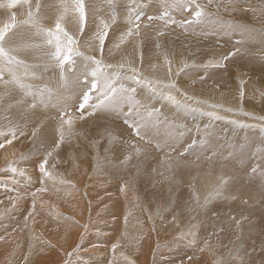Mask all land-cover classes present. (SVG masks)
<instances>
[{"label": "rangeland", "instance_id": "1", "mask_svg": "<svg viewBox=\"0 0 264 264\" xmlns=\"http://www.w3.org/2000/svg\"><path fill=\"white\" fill-rule=\"evenodd\" d=\"M2 1L0 0V27L12 23V16L15 15L17 28L13 31L15 32L19 28H28L26 26L29 25L25 21L28 20L29 5L18 4L15 8H9L7 6L8 0L5 3ZM59 1L61 0H58L59 7L57 4L50 5L49 12L57 16L55 20L62 16L61 23L64 24L62 26L76 40L75 47L81 55L74 57L75 61L83 59L94 70L96 65L92 58H95V60L101 61V69L104 74L112 77L118 74L117 68H119L120 80L117 79L119 81L116 82V86L125 85V87L139 89L132 95H138L139 91L142 92L147 89L142 85L134 84L129 79L133 69L142 78L152 80L153 85L157 84L155 87L158 92L163 90L159 88H166L172 92L167 91L165 94H171L175 98L178 93L184 91L189 97L191 96L189 101L197 107L200 118H205L208 115L207 110L215 109L226 116H219L221 119L230 120L239 127L238 130L231 129L229 137L226 136L227 130L221 131L220 143L224 148H228L230 145L228 139L235 132L251 131L254 133L249 138L251 143L247 150L245 146H238L239 151L244 153L245 158L247 157L246 161L243 158L245 162L259 161L256 166L253 165L254 162L248 164L249 168H245V171L250 172L264 165V154L259 158L254 157V154L258 156L264 149L262 147L264 145L261 143H264V0H211V3L209 0H195V2L185 0L187 8H191L192 12L174 7L177 0H84L86 23L82 31L79 15L72 7L74 0ZM37 3L40 5L38 12ZM63 3L69 5L66 11L69 15L66 16L65 20L63 18H65L66 13L61 7ZM43 4L44 0H30L31 10L34 14L31 23L35 24L34 26L30 25L38 32L40 28L50 29L48 28L50 23V25H54V31L56 21L46 18V10ZM197 4L203 8L206 15L199 23H192L191 25L182 23V21L192 19ZM91 9L92 11H90ZM165 10L175 19V24L165 25L164 21L160 19H148L149 16L159 17ZM138 11H142L143 15L137 22L139 25L137 27V24L129 23V16H133ZM120 17L121 20H119ZM44 20L46 26L42 23ZM93 24L97 27L96 31ZM105 25L108 34L101 51L97 36L104 30ZM129 28L133 30V34L121 42V36L126 34ZM9 34L11 35V33ZM38 39L34 43L39 42L37 45L43 46L30 48V53L21 50L12 53L15 57L18 56L16 57L18 60L24 61L23 66H21L22 64L19 67L6 64L10 68H15L14 75L26 88L22 89L18 84L12 82L13 75L7 74L8 77H4L2 73L3 79H0V135L2 136L0 137V144L3 145L0 147V264H82L81 258H83L84 253L87 257L91 256L90 263L99 264L102 262L96 253L101 249L106 254L105 261L110 256H114H112L114 261L111 264H154L155 262L156 264H210L211 260L206 255L207 250L205 251L207 247L209 249L218 247L219 250L212 251L219 255H226L227 260H221V264H245L252 234L250 232L245 234L247 238L244 237L246 242H244V254L238 255H242L239 257L241 260L245 256L244 261L239 263L237 259H231L228 252L233 250L236 240L241 235L240 231L237 229L236 231H221V225L225 223V218L210 212L211 204L205 210L201 209L200 203H197L200 197V189H205V186L200 184V188L199 185L194 186L192 184L190 186V183L188 187L184 185L181 182V180L183 181L181 174H178V166L173 160L168 158L156 159L155 163L152 162V164L154 153L138 150L137 145L134 146L135 154L125 152L126 149L118 147L115 158L118 159L119 166L118 168H109L108 156L113 153L111 149L118 145L119 141L116 140L120 137L118 130L113 126L115 125L112 120L113 113L110 115L106 111H96L92 116L88 114L91 109L86 108L83 118L86 120L91 116V120L95 121L82 123L79 127L72 128L71 135L66 136L65 139L60 136L56 137V141L59 140L56 143L61 145V149L55 154L50 152L48 141L50 138L51 141L52 138L54 140L57 134L48 132V136L45 129L46 125L50 124L55 128L54 122L59 120L61 122H58L59 132L67 130L69 126L70 128L76 126L79 123L76 121L81 118V112L78 110L80 101H73L77 96L76 88L81 91L83 89L76 85V81L75 88L73 87L74 81L70 79L67 74L68 71L61 73L57 64L49 59L47 45L42 43L43 40ZM117 45L119 46L117 47ZM38 49L40 50L38 51ZM34 51L36 54L33 53ZM230 53L234 54L225 60L224 57L229 56ZM0 61L5 62L4 60ZM90 65L82 66L85 74ZM121 67H125L127 72ZM74 68L79 70L80 65L74 64ZM77 78L78 76L74 77V80ZM89 78L91 79V77ZM171 85H175V87L172 88ZM28 90L43 93L44 103L40 102L38 96L33 101ZM15 94L22 96L25 99L24 102L22 99H15ZM10 95H13L12 98ZM53 95L56 98L52 97ZM97 95V93H93L94 97ZM218 98L225 100V102L218 101ZM62 101L68 104L63 106L64 102ZM248 101L249 103H247ZM33 103L36 104L35 107H32ZM90 103H96V101L92 99ZM136 103L145 118L155 116L158 111L155 105L143 107L139 105L138 101ZM69 104L74 106L70 107ZM228 104H231L233 108ZM4 105L6 111L3 110ZM53 105L54 108H52ZM57 106L58 108L62 106L61 110L59 108L60 112L56 109ZM46 109L51 110L50 116L44 112L47 111ZM68 113L69 116L66 117ZM204 114L206 115L204 116ZM194 118H190V121L192 119L193 122L189 124L188 134L197 136V140L194 139L191 141L192 143H189L187 155L193 156L196 159V164L206 163L212 167L218 160L224 163V158L232 159L233 163H243L242 155L234 157V152L230 148L227 149L228 152L223 157L209 140L201 135L199 131H202L200 125L202 122L197 121V118L193 120ZM244 120L247 121L244 124L254 123L256 127L250 128L251 130H244L241 127L243 126L241 121ZM66 121H71V123ZM154 123L157 121L154 120ZM213 127L214 129H223L221 124L213 125ZM43 132L44 134H42ZM157 133L154 132L152 136L161 143L165 142L166 133ZM13 134H15V139L12 138ZM69 139L73 141L70 143ZM8 140H11V143H8ZM63 140H65V144ZM195 142L198 143L195 144ZM64 145L65 147H63ZM45 159H47L45 166L47 175L42 174L39 169V164ZM150 163L151 165H148ZM240 169L242 170L243 167ZM197 171L199 170L196 169L193 172ZM261 173L259 175L262 177L260 183L264 184V173H262L263 175ZM157 177H161L162 185L154 184L152 178ZM192 178L193 175L190 179ZM145 181L146 184L144 185ZM173 181L179 183L176 185V182L173 183ZM14 182L17 183L14 184ZM35 185L39 188H36ZM31 186L34 187L33 191L29 189ZM52 188L55 192L58 191L50 194V192H54ZM228 188L231 190L230 187ZM62 189L66 193H71L63 201V196H60L61 193H64ZM186 189L196 195L192 196L193 199L191 198L190 202H179L178 195L180 192L185 193ZM237 189L234 188V191H238ZM41 191H49V193L43 192L42 194ZM49 194L51 196L55 194L54 196L57 198L55 202L58 203H55ZM73 195L76 196L75 199L79 204L77 210L72 203L75 200ZM251 199L245 203L240 198L233 201L237 202L242 209L247 204L249 213L264 212L261 198ZM67 202H71L70 207ZM169 203L172 205L168 206ZM209 203H212V198H209ZM53 204L59 206L61 210ZM230 204H233L230 207L234 211L235 204L233 202ZM87 208L88 210L85 211ZM157 210H161V212L157 214ZM196 214L197 216L201 215L195 228V239L190 238V240L189 236L186 239L184 234L187 233L184 230L197 220ZM45 223L49 224L45 225ZM157 224L160 226L156 227ZM256 225L258 222L243 226L256 231L254 229ZM233 226L239 228L242 225L236 222ZM241 231L243 230L241 229ZM121 233L123 234L122 237L129 235L132 238V240H129V237L126 238L127 246L130 248L114 246L111 247L114 252H109L111 240L118 239ZM226 233L229 239L233 237L232 241L224 240L227 237ZM133 235L137 236L138 241ZM212 240L215 241V244ZM40 241L42 248L38 249L36 246ZM256 244L257 237L252 239V247H256L258 245ZM34 245L37 249L34 248ZM119 248L121 250L117 252ZM132 250L136 252L137 257L132 256L131 260L127 261L126 256H129V252ZM117 253L123 257L117 256ZM257 253L259 251L255 252L256 255ZM100 254L98 256H101ZM107 254L110 255L108 258ZM198 254L203 256L200 257ZM133 258H137L138 263L133 261ZM85 261L86 258H84L83 264H90L88 260ZM104 262L102 264L106 263Z\"/></svg>", "mask_w": 264, "mask_h": 264}, {"label": "bare ground", "instance_id": "2", "mask_svg": "<svg viewBox=\"0 0 264 264\" xmlns=\"http://www.w3.org/2000/svg\"><path fill=\"white\" fill-rule=\"evenodd\" d=\"M4 1V3L6 2V0H3ZM3 1H2V3H3ZM62 1V0H61ZM61 1H59V2H61ZM92 3V2H91ZM1 4V3H0ZM42 4V3H41ZM57 4V6L59 7V4H58V0H44V4H43V6L45 7V10H46V18H48V19H52V20H55L56 19V15H54V14H52V13H50L49 12V7H50V5H56ZM90 4V3H89ZM98 4V3H97ZM63 5L64 6H66L67 5V7L69 6L68 5V3H66V5L63 3ZM91 5V4H90ZM93 5H94V2H93ZM96 6V5H95ZM54 7V6H53ZM61 7H62V5H61ZM92 7V6H91ZM63 8V10H65V8L64 7H62ZM94 8V7H93ZM92 8V9H93ZM90 9V8H89ZM92 9L90 10V11H92ZM57 11V10H56ZM53 12V11H52ZM139 12H141L142 14H143V12L142 11H139ZM54 13H55V10H54ZM56 13H58V12H56ZM66 13V15L64 16L65 18H63L64 20L67 18L66 16H68L69 14L67 13V12H65ZM137 13V12H136ZM2 14V13H1ZM64 15V14H63ZM43 16V15H42ZM103 16V15H102ZM44 17V16H43ZM142 17V15L140 16V18ZM139 18V19H140ZM35 20H36V18H34ZM119 19V18H118ZM138 19V21H140ZM119 20H121V17H120V19ZM118 20V21H119ZM33 21V20H32ZM56 21V20H55ZM106 21V20H105ZM137 21V22H138ZM43 24H45V26H46V21L44 20L43 22H42ZM63 23V22H62ZM68 23V22H67ZM107 23V22H106ZM30 24H32V23H28V25L29 26H26V27H28V28H19V30H17V31H15L16 32V34H17V36H16V44L17 45H19V44H23V43H25V42H31V43H34L35 41H36V39L37 38H39L38 40H42V38H41V36L38 34V32H36L35 31V29H33L32 28V26L30 25ZM47 24H48V22H47ZM112 24V23H111ZM33 26L35 25V24H32ZM38 25V24H37ZM50 23L48 24V28H50V29H54V25H50ZM62 25H64V24H62ZM69 25V24H68ZM94 25V30L96 31V29H97V27L95 26V24H93ZM44 26V25H43ZM115 26H116V24H115ZM31 27V28H30ZM109 27V26H108ZM115 28V27H114ZM118 29V28H117ZM116 30V29H115ZM110 35V34H109ZM18 40V41H17ZM139 42V41H138ZM39 43V42H38ZM37 43V44H38ZM43 43V42H42ZM42 43H40V44H42ZM36 44V43H35ZM39 48V47H38ZM46 48L48 49V52H50V51H52V50H54V48H49L48 46H46ZM43 49V48H42ZM22 52H27V53H30L31 52V49L29 48V49H23V48H21L20 49ZM35 51L37 50V49H34ZM40 49H38V51H39ZM45 50V49H44ZM35 51L33 52V53H35ZM21 52V53H22ZM44 53V52H43ZM129 53V52H128ZM218 53V52H217ZM23 54V53H22ZM36 54V53H35ZM40 54V53H39ZM16 57H18V56H16ZM20 60V59H19ZM121 60V59H120ZM135 60V59H134ZM24 62V61H23ZM22 62V63H23ZM26 64V63H25ZM77 64V66L78 65H80V69L79 70H75V71H68L67 72V74L69 75V77H70V79H72L73 81H74V83H73V87L75 88V86H74V84H75V81L77 82V80H74V77H76V76H78V78H82L84 75H85V73L83 72L84 70H83V68H82V66H88V65H90L89 63H87L85 60H83V59H78L77 61H75V65ZM144 64V63H143ZM24 64H22L21 66H23ZM54 65V64H53ZM33 66V65H32ZM107 67V66H106ZM0 68L1 69H3V74H4V77H8L7 76V74L8 75H13L14 74V72L16 71L15 70V68H13V67H9V66H7L6 65V62H2V61H0ZM121 69L122 70H124L125 72H127V70H126V68L125 67H121ZM9 70V71H8ZM22 70V72H23V69H21ZM93 71V67L90 65L88 68H87V73L86 74H88L89 75V77H91L90 76V73ZM117 72L120 74V71H119V68H117ZM30 73V72H29ZM59 73V72H58ZM65 75V74H64ZM149 75H150V73H149ZM10 77V76H9ZM65 77V76H64ZM52 78V77H51ZM62 79V78H61ZM90 79V78H89ZM68 80V79H67ZM119 80H120V77H119ZM119 80H117V81H119ZM116 81V82H117ZM151 82H153L152 80H150ZM5 82V81H4ZM57 82V81H56ZM61 82V81H60ZM64 82H65V80H64ZM68 82V81H67ZM71 82V81H70ZM69 82V83H70ZM122 82V81H121ZM59 83V82H58ZM183 83V82H182ZM207 83V82H206ZM6 84V83H5ZM61 84V83H60ZM71 84V83H70ZM119 84V83H118ZM121 84V83H120ZM153 84V83H152ZM56 85H57V83H56ZM77 86H78V84H76ZM133 85V84H132ZM154 85H157V84H154ZM70 86H72V84L70 85ZM123 87V88H125V89H131V88H129V87H125V85H120L119 87ZM128 86V85H127ZM80 87V86H79ZM14 88H15V86H14ZM69 88V87H68ZM73 88V89H74ZM139 88V87H138ZM55 89V88H54ZM53 89V90H54ZM57 89H60V88H57ZM62 89H63V87H62ZM82 89V88H81ZM137 89V88H136ZM142 89V88H141ZM159 89H163V90H161L160 92H162V93H160L161 95H153L151 92H149L148 91V89H146L145 91H139V94L138 95H136V94H134V95H132L133 93L131 92V91H129L128 92V94L129 95H131V96H133L134 97V100L135 101H138L139 102V105H141V106H143V107H145V105H149V106H151L152 105V107L155 105V107L158 109V111L156 112V114H155V116H150V117H148V118H145V120L146 121H148V122H150V124H152V125H155L156 127L155 128H150L149 129V131H148V136H147V139H151L152 140V142L151 143H149V142H147V139H145V140H141L140 138H138L137 136H135L134 134H132V132H131V129H129L126 125H124L123 123H122V118L121 117H118L117 115H115V114H112L113 116H112V120H113V122H115L114 124L115 125H113V126H115V128L118 130L117 132H119V134H120V137H118V140H116V141H119V143H115L117 146L115 147V148H112L111 149V152H113L112 154H111V156H108L109 158V160H110V164H109V168H118V166H119V164H118V159L117 158H115V152H116V148H118V147H121V149H126L125 150V152H131V153H134L135 154V151H134V146L135 145H137V147H138V150H143L144 152L146 151H148V152H152V153H154V161H151V163L152 162H154L155 163V161H156V159H158V160H162V159H171V160H173L174 162H175V164L178 166V174H181V179H183V181L181 180V182H183V184L184 185H186L187 187L189 186V183H190V186H192V184L194 185V186H198L199 185V187H200V184H202V185H204L205 186V189H203V190H201L200 189V197H199V200H198V204L202 207L201 209H207V206L208 205H210L211 204V207L209 208L210 210V212H212V213H214L215 215H222L224 218H225V223H223L222 225H221V231H223V230H225V231H236V229H237V231H240V233H241V235H239V239H237L236 240V243H235V245L233 246V250H231L230 252H228V254H230V256L229 257H231V259L232 258H234L235 260L237 259V261L239 262V263H242L243 261H244V259H245V256L242 258V260L239 258V257H242V255L241 256H238V255H240V254H244V250H245V245H244V242H245V239L247 238V235L245 236V234H247L248 232H250L252 235V237H250V238H252V239H254V238H256L257 237V246L256 247H252V239L250 240V242H249V244H250V247H249V249H248V252H249V254H247L248 256H247V259H246V261H245V264H264V212H257V213H249L248 211H249V208H247L246 206H247V204L244 206V208L242 209L240 206H238V203L237 202H235V201H233V200H236V199H239L240 198V200L242 199V200H244V203H245V201H249L251 198H253V200H254V198L255 197H257V199H258V197L259 198H261V205L264 207V184H262V183H260V181L262 180L261 178V176H259L260 175V173L262 172V173H264V165L262 166L261 165V167H259V168H256V170L254 169V170H251L250 172H247V170L245 171L244 169L245 168H249V166H247L248 164H252L254 161H248V162H245L246 161V158H245V156H244V153L243 152H241V151H239V147L238 146H245V148H246V150L248 149V146L250 145V141H249V138H251L252 136H253V132H251V131H249V132H235L234 133V135L230 138V139H228L229 140V146H228V148H230L233 152H234V157H237V156H240V155H242V161H243V163H233L234 161L232 160V159H230V158H224V160L225 161H223L224 163H222L220 160H218L217 162H216V164H215V166H209V164H206V163H200V164H196V162H195V158H193V156H189V155H187V147H188V145H190L189 143L191 142V141H193L194 139L195 140H197L196 139V137L197 136H191V135H189L188 133H189V131H188V128L190 127V125L189 124H191L193 121H192V119H191V121H190V118H192V117H195V118H197L196 120L197 121H200V122H202V123H200V125H201V129H202V131H199L200 133H201V135L203 136V137H206L208 140H209V142L214 146V148H216V150L217 151H219L220 152V154L223 156V157H225V154H226V152H228V148H224V146H222V143H220V134H221V131L222 132H224L225 130H227L226 132H227V134H226V136L227 137H229L230 136V134H231V129H239V127H237L236 125H234L230 120H227V119H221L219 116H224L223 114H221V113H219L217 110H215V109H211V110H207V114L208 115H206V114H204V116L206 115V117L205 118H200V113L197 111V112H191V111H189L188 113H184V112H187V111H185L184 110V108L183 107H178L177 106V103L179 102V105H181V106H187V107H189V108H197L194 104H193V102H191V101H189V98H191V96L189 97L184 91L182 92V93H176L177 94V96L175 97V102L173 103V102H170L169 100H167V99H163L162 98V96H167L165 93L167 92V91H171V90H167L166 88H159ZM255 89H257V88H255ZM139 89H137V91H138ZM58 91V90H57ZM76 91H77V93L76 92H73V93H76L77 94V96H76V98H75V100L73 101V102H75L76 100H78V101H80V99H79V93L81 92V90H77V88H76ZM14 92H16L15 90H14ZM37 92V91H36ZM141 92V93H140ZM172 92V91H171ZM264 92V91H263ZM50 93V92H49ZM58 93V92H57ZM136 93V92H135ZM11 94V93H10ZM27 94V93H26ZM48 94V93H47ZM50 95V94H49ZM93 95V94H92ZM250 95V94H249ZM254 95V94H253ZM252 95V96H253ZM11 96V95H10ZM13 96V95H12ZM12 96L10 97V98H12ZM30 97H32L31 95H29ZM28 96V97H29ZM37 96H38V98L40 99V97H39V93L37 92ZM256 96H258L257 94H256ZM255 96V97H256ZM52 97H55L54 95L52 96ZM247 97H248V95H247ZM254 97V96H253ZM33 98V97H32ZM47 98V97H46ZM56 98V97H55ZM14 99V98H13ZM15 99H22L23 101L22 102H24V100L25 99H23V97L22 96H20L19 94H15ZM193 99V98H192ZM7 100V99H6ZM9 100V99H8ZM48 100V99H47ZM93 100L94 101H96V99H95V97L93 96ZM218 101H222V102H225V100H222L221 98H218L217 99ZM61 101V100H60ZM77 101V102H78ZM194 101V100H193ZM62 102H64V101H62ZM61 102V103H62ZM7 103V102H6ZM30 103V102H29ZM53 103V102H52ZM60 103V104H61ZM247 103H249V101L247 102ZM252 103H254V102H252ZM251 103V104H252ZM22 104H24V103H22ZM27 104V103H26ZM59 104V103H58ZM68 103H66L65 104V102H64V104H63V106H65V105H67ZM75 104V103H74ZM8 105V104H7ZM36 105V104H35ZM40 105V104H39ZM70 105V107H72V106H74L73 104H69ZM78 105V104H77ZM208 105V104H207ZM41 106V105H40ZM228 106H231L232 108H233V106L231 105V104H228ZM235 106H237V105H235ZM250 106V105H249ZM33 107V106H32ZM47 107H48V105H47ZM55 106L53 105L52 106V108H54ZM62 107V106H61ZM61 107H59L60 108V110L62 109ZM152 107H151V109H152ZM1 108H3V107H1ZM11 108V107H10ZM46 108V107H45ZM59 108H58V106L56 107V109H58L59 110ZM69 108V107H68ZM125 108H127V105L125 106ZM6 109V106L4 105V108H3V110H5ZM12 109V108H11ZM24 109V108H23ZM26 109H27V107H26ZM26 109H24V110H26ZM44 109V108H43ZM76 109V108H75ZM78 109H79V107H78ZM220 109V108H219ZM252 109V108H251ZM1 110V109H0ZM2 110V111H3ZM31 110V109H30ZM35 110H37V109H35ZM47 110V109H46ZM60 110H59V112H60ZM6 111V110H5ZM23 111V110H22ZM67 111V110H66ZM70 111H71V108H70ZM4 112V111H3ZM38 112V111H37ZM45 113H47V114H49V116H50V114H51V110H47V111H44ZM63 112H64V108H63ZM88 112V111H87ZM100 112V111H99ZM40 113V112H39ZM42 113V112H41ZM65 113H67V112H65ZM74 113V112H73ZM209 113H214L215 114V116H218L219 117V119H216V118H213V116H210L209 115ZM9 114V113H8ZM56 114V113H55ZM78 114V113H77ZM80 114V113H79ZM88 114H89V112H88ZM104 114V113H103ZM110 114V113H109ZM242 114V113H241ZM34 115V114H33ZM39 115V114H38ZM60 115V114H59ZM65 115V114H64ZM111 115V114H110ZM1 116V115H0ZM35 116V115H34ZM40 116V115H39ZM54 116H56V115H54ZM58 116V115H57ZM67 116H69V113L66 115V117ZM93 116V115H92ZM108 117H109V115H107ZM5 117V116H4ZM13 117H15V116H13ZM27 117H29V116H27ZM59 117V116H58ZM57 117V118H58ZM88 117V116H87ZM91 117V116H90ZM87 118L86 120L83 118L82 120H81V118L78 120V121H76V122H79V123H77L76 124V126H71V128H70V126H69V128L67 129V130H65V131H63V132H59L58 131V122H59V120L58 121H56V122H54L55 123V128L52 126V125H50V124H47L46 125V132H47V134H48V132H51V134H57L56 136L55 135H52V136H55V139L53 140V138H52V141L49 139V138H47V139H49V141L47 140V139H45V141L47 140L48 141V143H50L49 144V146L48 147H50V149H51V153H53L54 152V154L57 152L58 153V151L61 149V145H59V147H56V145H57V143L56 142H59V140L58 141H56V137H58V136H60V137H64V139H65V137L66 136H68V135H71V129L72 128H75V127H79L82 123H86V122H91V121H95V120H91V118ZM224 117H226V116H224ZM36 118V117H35ZM42 118H43V116H42ZM72 118H74V117H72ZM95 118V117H94ZM93 118V119H94ZM97 118V117H96ZM188 118V119H187ZM195 118L193 119V120H195ZM22 119V118H21ZM34 119V118H33ZM46 119V118H45ZM48 119V118H47ZM98 119V118H97ZM42 120V119H41ZM154 120L155 121H157V123H154ZM215 120H217V121H219V122H217V121H215ZM48 121V120H47ZM104 121V120H103ZM106 121V120H105ZM31 122V121H30ZM32 122H34V121H32ZM50 122V121H49ZM241 122H243L242 123V125L243 126H241L244 130L245 129H250V128H253V127H256V125L254 124V123H252V124H249V125H247V124H244L245 122H247V121H241ZM51 123V122H50ZM52 123H53V121H52ZM59 123H61V122H59ZM249 123V122H248ZM10 124V123H9ZM221 124V128H223V129H220V128H217V129H214V127H213V125H220ZM240 124V123H239ZM32 125H34L35 126V124H32ZM105 125H106V123H105ZM31 126V125H30ZM110 126H112V124H110ZM263 126V125H262ZM19 127V126H18ZM20 127H22V126H20ZM39 127H40V125H39ZM38 128V127H37ZM40 128H42V127H40ZM198 128V127H197ZM241 128V129H242ZM257 128H260L259 126H257ZM256 128V129H257ZM61 129V128H60ZM211 129H214V130H211ZM255 129V128H254ZM42 130V129H41ZM243 130V131H244ZM251 130V129H250ZM37 131V130H36ZM43 131V130H42ZM41 131V132H42ZM129 131V132H128ZM240 131V130H239ZM254 131V130H253ZM154 132H158V133H160V132H163V133H166V141L165 142H163V143H161V142H159L158 140H156L155 138H154V136H152L153 135V133ZM199 132H198V134H199ZM214 132V133H213ZM113 133V132H112ZM42 134H44V132L42 133ZM118 133H117V135H119ZM215 134V135H214ZM262 134V133H261ZM104 135V134H103ZM200 135V134H199ZM34 136V135H33ZM46 136V135H45ZM48 136H49V134H48ZM92 136V135H91ZM0 137H2L1 135H0ZM47 137V136H46ZM59 137V138H60ZM123 137V138H122ZM262 137V136H261ZM205 139V138H204ZM226 139V138H225ZM263 139V138H262ZM206 140V139H205ZM40 141H42L41 140V138H40ZM43 141H44V139H43ZM64 142V144H65V140H63ZM73 141V140H72ZM72 141H70V139H69V142L71 143ZM124 141V142H123ZM200 141V140H199ZM157 142H159V146H157ZM222 142V141H221ZM226 142H227V140H226ZM68 143V142H67ZM192 143V142H191ZM198 142H195V144H197ZM225 143V142H224ZM223 143V144H224ZM263 145H264V143L263 142H261ZM59 144V143H58ZM69 144V143H68ZM112 144H114V143H112ZM114 144V145H115ZM199 144H200V142H199ZM257 144V143H256ZM226 145H227V143H226ZM253 145V144H252ZM258 145H260V144H258ZM63 147H65V145L63 146ZM114 147V146H113ZM191 147H192V145H191ZM257 147H259V146H257ZM262 147H264V146H262ZM204 149H206V148H204ZM254 149V148H253ZM41 150V149H40ZM48 150V149H47ZM137 150V151H138ZM246 150H245V152H246ZM39 151V150H38ZM142 151V152H143ZM208 151H210V150H208ZM212 151V150H211ZM251 151H252V149H251ZM140 152V151H139ZM254 152V151H253ZM6 153V152H5ZM30 153V152H29ZM137 154H139L138 152H136ZM12 154V153H11ZM144 155H146L145 153H143ZM249 154V153H248ZM264 154V149L258 154V156H255V154H254V157H258L259 158V156H261V155H263ZM37 155V154H36ZM133 155V154H132ZM140 156V155H139ZM252 157H253V154H252ZM55 158V157H54ZM243 158L245 159V161L243 160ZM263 161V160H262ZM19 162V161H18ZM201 162H203V161H201ZM151 163L150 164H148V165H151ZM246 163V164H245ZM259 163V161H256V162H254L253 163V165L254 166H256V164H258ZM153 164V163H152ZM263 164V163H262ZM34 165V164H33ZM30 166H31V164H30ZM36 166V165H35ZM259 166V165H258ZM240 167H243V169L241 170L240 169ZM251 167V166H250ZM196 169H198L199 171H197V172H193L194 170H196ZM31 171V170H30ZM192 171V172H191ZM235 172V173H234ZM256 172V173H255ZM22 173V172H21ZM230 173H233V174H230ZM257 173H259V174H257ZM261 173V174H262ZM36 174V173H35ZM61 174V173H60ZM26 175H28V174H26ZM37 175H39V174H37ZM193 175V178L192 179H190V177ZM263 175V174H262ZM264 177V176H263ZM25 178H27V177H25ZM46 178V177H45ZM66 178V177H65ZM64 179V178H63ZM154 179V180H153ZM29 180V179H28ZM56 180V179H55ZM67 180V179H66ZM152 180L154 181V184H160V185H162L161 184V177H157V178H152ZM152 180H151V182H152ZM239 180V181H238ZM143 181V180H142ZM194 181V183H192ZM4 182V181H3ZM57 182V181H56ZM73 182V181H72ZM174 182H176V181H173V183ZM201 182V183H200ZM11 183V182H10ZM9 183V184H10ZM15 183H17V182H14V184ZM24 183V182H23ZM55 183V182H54ZM76 183V182H75ZM143 183V182H142ZM179 182H176V185L178 184ZM4 184V183H3ZM146 184V181H145V183H144V185ZM150 184V183H149ZM1 185V184H0ZM22 185V184H21ZM24 185H27V184H24ZM53 185V184H52ZM36 186V185H35ZM156 186V185H155ZM53 187V186H52ZM175 187V186H174ZM228 187H230V189L231 190H229V188ZM36 188H39L38 186H36ZM155 188V187H154ZM201 188V187H200ZM208 188H209V190H208ZM234 188H238L237 190L238 191H234ZM29 189H31V191H33V189H34V187L32 188V186L31 187H29ZM174 189V188H173ZM178 189V188H177ZM197 189H198V187H197ZM52 190H54L53 188H52ZM195 190H196V188H195ZM229 190V191H228ZM38 191H40V190H38ZM58 190H56V192H57ZM62 191L64 192V190L62 189ZM61 191V192H62ZM151 191V190H150ZM173 191V190H172ZM196 191H198V190H196ZM42 192V191H41ZM41 192H39L40 194H41ZM43 192H45V191H43ZM43 192H42V194H43ZM55 192V190H54V192H50V194L51 193H56ZM174 192H176V190H174ZM199 192V191H198ZM45 193H49V191L48 192H45ZM49 194V196H51ZM62 195H60V196H63L62 197V201L63 200H65V198L67 199V196L70 194L71 195V193L70 192H67L66 193V191L64 192V193H61ZM26 195V194H25ZM53 195V194H52ZM55 195V194H54ZM51 196V198L52 199H54V202H55V200H57V198L55 197V196ZM194 195H196V194H194ZM188 189H186V191H185V193H182V192H180V194L178 195V201L180 202V201H191V198H192V196H194ZM58 196V195H57ZM74 196V195H73ZM46 197H47V195H46ZM75 197L76 196H74V199H75ZM59 198V197H58ZM209 198H212V203H209ZM123 199V198H122ZM193 199V198H192ZM59 200V199H58ZM68 200H69V198H68ZM86 200H87V198H86ZM252 200V199H251ZM256 200V199H255ZM260 200V199H259ZM53 201V200H52ZM61 201V200H60ZM70 201V200H69ZM177 201V202H178ZM211 201V200H210ZM237 201V200H236ZM173 202V201H172ZM194 202V201H193ZM234 203L235 204V210L233 211V208L232 207H230L231 205H233V204H230V203ZM240 202V201H239ZM55 203H58V202H55ZM65 203V202H64ZM68 204H69V207H70V203L71 202H67ZM72 203L76 206V210H77V206L79 205L78 204V202L76 201V199L74 200V201H72ZM86 203H88V202H86ZM243 203V202H242ZM243 203V204H244ZM255 203V202H254ZM62 204H63V202H62ZM188 204V203H187ZM194 204V203H193ZM54 205V204H53ZM88 206H89V204H87ZM170 205H172L171 203H169L168 204V206H170ZM57 209H59V210H61L60 209V207L59 206H57V205H54ZM73 206V205H72ZM177 206V205H176ZM189 206V205H188ZM187 206V207H188ZM68 207V206H67ZM85 207V206H84ZM174 208H175V206H173ZM180 207V206H179ZM179 207H176V208H179ZM209 207V206H208ZM181 209H183V207H180ZM184 208H185V205H184ZM194 208V207H193ZM190 209V208H189ZM195 209V208H194ZM193 209V210H194ZM199 209V208H198ZM241 209V210H240ZM75 210V211H76ZM88 210V208L85 210V211H87ZM164 210V209H163ZM185 210V209H184ZM177 211V210H176ZM74 212V211H73ZM161 212V210H157L156 211V213L158 214V213H160ZM199 212V211H198ZM201 212V211H200ZM210 212H208V213H210ZM251 212V211H250ZM193 213V212H192ZM191 213V214H192ZM195 213V212H194ZM200 215L201 214H199L198 216H197V214H196V219L197 220H195L194 218V222H193V224H192V222H191V226L189 227L188 226V229H185L184 231H186V233L187 234H184L185 235V237H187V236H189V239L190 238H193V239H195V228H196V226H197V223H198V221H200L199 219H200ZM121 216V215H120ZM202 216H204V215H202ZM124 217V216H123ZM41 218V217H40ZM121 218V217H120ZM202 218V217H201ZM123 219V218H122ZM45 221H47L46 219H44ZM44 221V222H45ZM236 222H238L239 224H241L242 226H240L241 227V229L243 230V231H241V229H239V228H235L233 225H235V223ZM254 222H258V225H256V227H254V229L256 230V231H253L251 228H249V227H245V226H243V225H246V226H249V225H251L252 223H254ZM9 224V223H8ZM49 223H45V225H48ZM233 224V225H232ZM160 225H161V223H160ZM159 224H157V226L156 227H159L160 226ZM125 228V227H124ZM123 228V229H124ZM198 228V227H197ZM207 228V227H206ZM228 228V229H227ZM258 228V229H257ZM260 228V229H259ZM120 229H122V228H120ZM122 229V230H123ZM184 229V228H183ZM251 229V231H248V230H250ZM88 230V229H87ZM125 230V229H124ZM123 230V231H124ZM207 230V229H206ZM205 230V231H206ZM128 231V230H127ZM131 231V230H130ZM180 231H183V230H180ZM208 231V233H210V231L209 230H207ZM197 232V231H196ZM79 233V232H78ZM128 233H130V232H128ZM181 233V232H180ZM198 233V232H197ZM197 233H196V235H197ZM96 234V233H95ZM126 234H127V232H126ZM227 234V233H226ZM229 234H230V232H229ZM257 234H258V236H257ZM94 235V234H93ZM122 233L119 235V237H118V239H116V240H111V245H110V247H109V252H111V251H113L112 249H111V247L113 248L114 246H118V247H124V248H126V247H129L130 248V246H127V244H128V242H127V240H126V238L127 237H129V240H132V238H130V236L129 235H125L124 237H122ZM159 235H160V233H159ZM199 235V234H198ZM207 235V234H206ZM132 236V235H131ZM134 237H135V239L137 240V236L136 235H133ZM164 236V235H163ZM162 236V237H163ZM227 237H226V239H224V240H228L227 242H230V240L233 238H228V234L226 235ZM97 237H98V235H97ZM156 237H158V236H156ZM244 237H245V239H244ZM76 238H77V235H76ZM211 238V237H210ZM216 238V237H215ZM41 239V238H40ZM96 239V238H95ZM163 239V238H162ZM186 239H188V237L186 238ZM199 239V238H198ZM200 239H202V238H200ZM92 240V239H91ZM94 240V239H93ZM128 240V241H129ZM136 240H134L133 239V241H136ZM164 240V239H163ZM191 240V239H190ZM203 240V239H202ZM215 240V239H214ZM214 240H212V242L215 244V241ZM76 241V240H75ZM138 241V240H137ZM204 241V240H203ZM208 241H211V240H208ZM232 241V240H231ZM219 242V241H218ZM227 242H225V243H227ZM84 243V242H83ZM94 243V242H93ZM135 243V242H134ZM183 243V242H182ZM193 243V242H192ZM206 243V242H205ZM246 243V242H245ZM255 243V242H254ZM253 243V244H254ZM75 244V243H74ZM136 244V243H135ZM209 244V243H208ZM207 244V245H208ZM42 242L40 241L39 243H38V246H36V245H34V248H42ZM84 245V244H83ZM194 245V244H193ZM216 245H217V242H216ZM36 246V247H35ZM198 246V245H197ZM197 246H195V247H197ZM201 246V245H200ZM33 247V246H32ZM86 247H88V246H86ZM231 247V246H230ZM36 248V249H37ZM83 248V247H82ZM94 248H96V247H94ZM101 248H103V247H101ZM101 248H99V249H101ZM107 248V247H106ZM229 248V247H228ZM92 249V248H91ZM104 249V248H103ZM111 249V250H110ZM216 249H218L219 250V248L218 247H216ZM216 249H212V248H206L205 249V251H206V253H204V254H206L207 256H209V258H210V260H211V263L210 264H221L222 263V261L221 260H224V259H226L225 258V256L226 255H219L217 252H215L216 251ZM247 249V248H246ZM254 249H255V251H254ZM90 250V249H89ZM121 250V248H119V249H117V252H119ZM154 250V249H153ZM212 250H215V251H212ZM229 250V249H228ZM104 251V250H103ZM107 251V250H106ZM253 251H254V253H253ZM256 251H259V253H257V255L255 254V252ZM85 252H88V251H85ZM114 252V251H113ZM99 253H101L100 255L101 256H98L99 255ZM105 253V252H104ZM103 252H102V249H101V251H97V257H99V260L103 263L104 261H105V255L106 254H104ZM131 253V254H130ZM135 251H133L132 250V252H129V256L127 255L126 256V258H127V261H129V260H131V258H132V256L133 257H135L136 255H135ZM198 253H200V252H198ZM246 253V252H245ZM81 254H83V252H81ZM112 254V253H111ZM158 254V253H157ZM176 254V253H175ZM197 253H196V251H195V255H196ZM108 255V254H107ZM117 256H119V257H123L121 254H119V253H117L116 254ZM165 255V254H164ZM200 257L201 256H203V255H201V254H198ZM35 256V255H34ZM110 255H108L107 256V258L109 257ZM113 256V255H112ZM112 256H110V258H108V260L107 261H105L104 263L105 264H111L113 261H114V256L112 257ZM137 257V256H136ZM169 257V256H168ZM167 257V258H168ZM171 257V256H170ZM84 258H86V261L88 260V262H89V260H91L92 258H91V256H86V253H84L83 254V258H81V260H82V264H83V260H84ZM96 258V257H95ZM153 258V257H152ZM125 259V258H124ZM160 259V258H159ZM164 259V258H163ZM174 259V258H173ZM176 259V258H175ZM133 261H135V262H137V258H133L132 259ZM210 260H209V262H210ZM227 260V259H226ZM85 261V262H86ZM153 261V260H152ZM163 261V260H162ZM165 261H166V259H165ZM84 262V263H85ZM208 262V263H209ZM90 263V262H89ZM96 263V262H95ZM102 263H100L99 262V264H102ZM138 263V262H137ZM164 263V262H163ZM170 263V262H169ZM22 264V263H21ZM90 264H92V263H90ZM97 264V263H96ZM146 264V263H145ZM148 264V263H147ZM151 264V263H150ZM154 264H156V262L154 263ZM244 264V263H243Z\"/></svg>", "mask_w": 264, "mask_h": 264}, {"label": "snow or ice", "instance_id": "3", "mask_svg": "<svg viewBox=\"0 0 264 264\" xmlns=\"http://www.w3.org/2000/svg\"><path fill=\"white\" fill-rule=\"evenodd\" d=\"M195 2V0H192ZM211 3V0H209ZM18 4H28V20L26 23H31L34 17V14L31 10L30 0H8V7L15 8ZM65 8V12L67 11V6L62 5ZM73 10L78 13L81 31L83 30L86 23V13H85V5L84 0H74ZM176 8L186 9L189 12L193 10L191 8H187L185 0H177L175 4ZM40 5L37 3V12L39 11ZM143 15L142 13H135V17H139ZM206 15L203 8L197 4L196 10L193 12V16L191 20L182 21V23L191 25L192 23H199L202 18ZM15 15L12 16V23L5 24L3 27H0V60H4L7 65H16L19 67L22 64V61L18 60L12 53L14 51H19L21 48L29 49L41 47L43 45H37L31 42H25L23 44H16V32L13 29L17 28V24L15 22ZM149 20L160 19L164 21L165 25L175 24L176 21L169 15V12L165 10L159 17L149 16ZM62 16L58 17L55 23V30L52 29H38V33L43 40V44L47 45L49 48H54V51H50L48 53L49 59L57 64V66L61 69V73L65 71H75L74 57H78L81 53L75 47L76 40L73 36L69 35L67 31H65L64 27L61 23ZM130 24H137V20L133 16H129ZM139 25L137 24V27ZM11 33V35L9 34ZM108 29L105 25L104 30L98 33V40L100 43L101 51L103 50L104 42L107 38ZM133 34V30L129 28L126 34L121 36V42H123L127 36ZM163 35V33H160ZM119 45H117L118 47ZM234 53H230L229 56L224 57L227 60ZM95 63V69L90 73L91 79H89V75L85 74L82 78H77V84L83 89L80 93V103H79V111L81 112V118H83V113L85 109H91L89 115L95 114L96 111H106L109 113H113L118 117L122 118V123L126 125L129 129H131L132 134L140 138L141 140L147 139L148 131L150 128H155V125L150 124V122L145 120L144 115L141 113L140 108L134 97L129 95L128 92L131 91L135 93L137 91L136 88L125 89L122 86L117 87L116 81L119 79L120 74L118 73L115 77L105 75L101 69V61L95 60L92 58ZM3 69H0V79H3ZM133 81L134 84H139L144 86L151 92L153 95H161L160 92L157 91L155 85L152 84L150 80H146L142 78L140 75L136 73V71L132 70V75L129 77ZM12 82L19 85L20 88L25 89L26 86L13 74ZM172 88L175 85H171ZM93 93H97L98 95L95 97L96 103H90L93 99ZM28 94L33 97V101L36 100L37 93L31 92L28 90ZM40 102L44 103V95L43 93H39ZM163 99H167L170 102H175V98L169 94L167 96H162ZM127 105V108L125 106ZM35 107V103L32 105ZM178 107H183L185 111L197 112L198 110L195 108L189 109L186 106L177 105ZM213 118L219 119L218 116H215L214 113H209ZM67 123H71V121H66ZM158 134V133H157ZM13 139H15V134H13ZM62 138V137H61ZM11 143V140L7 141ZM147 142L151 143V139H147ZM157 146H159V142H157ZM0 147H3L0 144ZM59 147V144L56 145ZM51 155V153H49ZM47 164V159L39 164V169L42 174L47 175L48 173L45 170V166Z\"/></svg>", "mask_w": 264, "mask_h": 264}, {"label": "water", "instance_id": "4", "mask_svg": "<svg viewBox=\"0 0 264 264\" xmlns=\"http://www.w3.org/2000/svg\"><path fill=\"white\" fill-rule=\"evenodd\" d=\"M137 13H141V12H137ZM133 17L138 21V19L140 18V16L139 17H135V14L133 15Z\"/></svg>", "mask_w": 264, "mask_h": 264}]
</instances>
